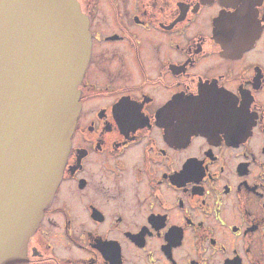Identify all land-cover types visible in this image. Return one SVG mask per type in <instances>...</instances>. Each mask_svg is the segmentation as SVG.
Returning a JSON list of instances; mask_svg holds the SVG:
<instances>
[{"label":"flooded vegetation","instance_id":"flooded-vegetation-1","mask_svg":"<svg viewBox=\"0 0 264 264\" xmlns=\"http://www.w3.org/2000/svg\"><path fill=\"white\" fill-rule=\"evenodd\" d=\"M77 2L79 112L26 264H264V0Z\"/></svg>","mask_w":264,"mask_h":264},{"label":"water","instance_id":"water-1","mask_svg":"<svg viewBox=\"0 0 264 264\" xmlns=\"http://www.w3.org/2000/svg\"><path fill=\"white\" fill-rule=\"evenodd\" d=\"M88 52L77 0H0V264H26L61 179Z\"/></svg>","mask_w":264,"mask_h":264},{"label":"snow or ice","instance_id":"snow-or-ice-1","mask_svg":"<svg viewBox=\"0 0 264 264\" xmlns=\"http://www.w3.org/2000/svg\"><path fill=\"white\" fill-rule=\"evenodd\" d=\"M228 117H227V115H225L224 117H222V119H227Z\"/></svg>","mask_w":264,"mask_h":264}]
</instances>
